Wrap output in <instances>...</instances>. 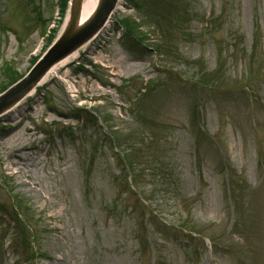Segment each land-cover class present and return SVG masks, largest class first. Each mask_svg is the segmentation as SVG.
Segmentation results:
<instances>
[{"label": "rangeland", "instance_id": "obj_1", "mask_svg": "<svg viewBox=\"0 0 264 264\" xmlns=\"http://www.w3.org/2000/svg\"><path fill=\"white\" fill-rule=\"evenodd\" d=\"M56 4L0 0V91ZM0 207V264H264V0H120L0 117Z\"/></svg>", "mask_w": 264, "mask_h": 264}, {"label": "water", "instance_id": "obj_2", "mask_svg": "<svg viewBox=\"0 0 264 264\" xmlns=\"http://www.w3.org/2000/svg\"><path fill=\"white\" fill-rule=\"evenodd\" d=\"M82 2L83 0H71L70 18L63 34L22 80L0 96V114L23 99L44 78L51 67L96 35L115 10L118 0H98L90 17L79 25Z\"/></svg>", "mask_w": 264, "mask_h": 264}, {"label": "bare ground", "instance_id": "obj_3", "mask_svg": "<svg viewBox=\"0 0 264 264\" xmlns=\"http://www.w3.org/2000/svg\"><path fill=\"white\" fill-rule=\"evenodd\" d=\"M97 1L98 0H83L82 6H81L80 18L78 22L79 25H81L83 22H85L90 17V15L93 13L94 8L96 7ZM14 167L16 166L14 165ZM15 171H17L16 168H15Z\"/></svg>", "mask_w": 264, "mask_h": 264}, {"label": "trees", "instance_id": "obj_4", "mask_svg": "<svg viewBox=\"0 0 264 264\" xmlns=\"http://www.w3.org/2000/svg\"><path fill=\"white\" fill-rule=\"evenodd\" d=\"M66 3H67V0H59V9H60V15L62 16L63 14H64V11H65V8H66ZM128 33H129V31H127ZM200 78H202V76L200 77ZM199 78V79H200ZM17 79H13V80H11V83L8 85V86H10L11 84H13L15 81H16ZM201 83H202V85L203 86H207V85H211L208 81H204V80H202V79H200L199 80ZM7 86V87H8ZM6 87V88H7ZM5 88V89H6ZM5 89H3L2 91H4ZM2 91H0V93L2 92Z\"/></svg>", "mask_w": 264, "mask_h": 264}]
</instances>
